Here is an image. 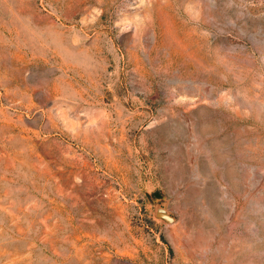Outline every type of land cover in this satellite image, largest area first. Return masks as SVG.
Listing matches in <instances>:
<instances>
[{
  "label": "rangeland",
  "instance_id": "rangeland-1",
  "mask_svg": "<svg viewBox=\"0 0 264 264\" xmlns=\"http://www.w3.org/2000/svg\"><path fill=\"white\" fill-rule=\"evenodd\" d=\"M0 264H264V0H0Z\"/></svg>",
  "mask_w": 264,
  "mask_h": 264
}]
</instances>
